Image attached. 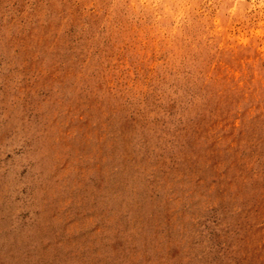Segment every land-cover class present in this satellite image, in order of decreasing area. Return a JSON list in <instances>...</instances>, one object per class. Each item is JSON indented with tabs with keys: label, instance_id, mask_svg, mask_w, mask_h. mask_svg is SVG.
<instances>
[{
	"label": "rangeland",
	"instance_id": "1",
	"mask_svg": "<svg viewBox=\"0 0 264 264\" xmlns=\"http://www.w3.org/2000/svg\"><path fill=\"white\" fill-rule=\"evenodd\" d=\"M0 264H264V0H0Z\"/></svg>",
	"mask_w": 264,
	"mask_h": 264
}]
</instances>
